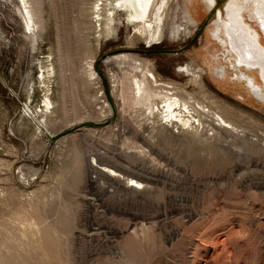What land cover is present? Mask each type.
Wrapping results in <instances>:
<instances>
[{"label":"rangeland","instance_id":"1","mask_svg":"<svg viewBox=\"0 0 264 264\" xmlns=\"http://www.w3.org/2000/svg\"><path fill=\"white\" fill-rule=\"evenodd\" d=\"M26 1L32 23L23 0H0V264H264V103L243 81L264 87L243 66L235 80L204 0L194 27L188 0H152L162 40L150 47L123 0L99 21L94 0ZM237 1L264 44L256 3ZM138 63L258 141L147 117L129 89Z\"/></svg>","mask_w":264,"mask_h":264},{"label":"bare ground","instance_id":"2","mask_svg":"<svg viewBox=\"0 0 264 264\" xmlns=\"http://www.w3.org/2000/svg\"><path fill=\"white\" fill-rule=\"evenodd\" d=\"M105 1L106 0H94V7L92 8L95 10V19L97 21L101 19V5H103V2ZM253 1L256 4L254 7H252V5L249 3V5L246 6V8H249L247 13L249 12L248 15L250 14V18L255 19L260 25V28H263L262 23L264 24V14H262V11L264 12V0ZM23 2L25 4V9L27 12L26 14L28 16L27 21L32 23L33 15L31 9L29 10L26 0H23ZM151 2L152 0H123V2H120L122 3L121 10H125L128 13L130 20L128 21L137 23V26H140L138 33L146 36L148 42L147 45L149 47L159 42L161 39L160 36L162 29V19L159 15L161 6L157 11L155 10L156 12H151L149 8ZM228 5V9L226 8V13L229 18L232 20L242 19L243 21L244 7L240 5L237 0H229ZM250 7H252L253 11H255H252L253 14L251 13ZM111 8L113 9L114 7ZM107 19L109 22L113 21V13H110L107 16ZM230 24L231 23L229 22H224L226 27L225 33L223 34L226 37L225 42L229 46L232 53L235 54V66H243V68L249 71H255L256 75L261 81L262 86L264 87V48H257L259 45H263L264 47V44H262L260 41L259 33H257L256 30H254L249 24L243 22L242 25L247 33H240L239 35H236L233 33ZM262 35L264 36V33H262ZM245 37L249 38V41L252 40L254 42V46L246 47L248 44ZM122 56L125 55L123 54ZM144 65L141 63L132 65V69L135 73L132 75H130V73L128 74L129 89L132 95V100L135 104L145 107L147 117H164L166 119L167 125L176 127L177 130L179 128H193L195 127L194 124H196L197 127L195 128L202 133H206L208 136H210V138H220L222 137V134L229 133L232 136L240 138L242 141L248 140L249 143H255L258 141L255 137H248L244 130L239 129L235 124H233L221 114L212 112L209 108H206L202 105H194L193 102L190 101V97L189 99L183 98L179 92V88L159 82L152 69H150L146 63ZM88 66L90 75L94 76L95 72L92 70V64L89 63ZM178 70L183 72L185 75L192 76L194 80L200 77L198 69H194L188 65H182L178 68ZM246 86L249 88L251 94L259 102L264 103L263 94H259V96H257L256 92H254L249 85ZM229 142L230 141L226 139L222 141L221 144L225 146ZM93 166L98 174L105 175L108 179L117 180V182L121 181V174L116 172L114 169L103 165L95 166L94 164ZM141 186L142 183L132 178L127 179L126 181L127 188L139 189Z\"/></svg>","mask_w":264,"mask_h":264},{"label":"flooded vegetation","instance_id":"3","mask_svg":"<svg viewBox=\"0 0 264 264\" xmlns=\"http://www.w3.org/2000/svg\"><path fill=\"white\" fill-rule=\"evenodd\" d=\"M188 1H189V10L188 11L192 15L191 18H192L193 23H194V25L192 27H194L197 25V17L195 16V13H194L195 4H194V0H188ZM204 2H205V6L208 9V11H212V10H215L217 8L218 0H212V1L211 0H204ZM228 2H229V0H225V2L223 3V7L221 9L218 8L215 15L213 16V23H215V28L212 29L211 35H212V38L218 42V45H220L223 48V55H225V52L228 53L227 54L228 56L227 57L225 56V58L228 59V61H230L229 63L233 66V69L235 70V78H236L235 80H237V79L243 80V76H241L236 71L235 62L231 61L232 59L230 58V55H229V46L225 42L226 37L223 34V33H225V27H226V25H224V22L232 23V19H230L226 13L228 6H229ZM262 14H264L263 11H262ZM234 20H236V19H234ZM243 22L246 23L245 20H243V21H242V19L237 20L238 26H240L239 32L241 31V33H245V28L242 25ZM260 29L264 33V29L262 27ZM226 30H227V28H226ZM210 41H212V40H210ZM254 77H255V80L257 81V77L256 76H254ZM243 84L247 85L246 83H244V81H243ZM256 95L259 96V94H257V93H256Z\"/></svg>","mask_w":264,"mask_h":264},{"label":"water","instance_id":"4","mask_svg":"<svg viewBox=\"0 0 264 264\" xmlns=\"http://www.w3.org/2000/svg\"><path fill=\"white\" fill-rule=\"evenodd\" d=\"M217 9H218V7H217L215 10H212V11H211V14H210L208 20H209L211 17H213V16L215 15Z\"/></svg>","mask_w":264,"mask_h":264}]
</instances>
